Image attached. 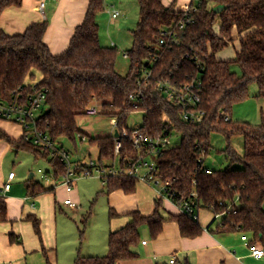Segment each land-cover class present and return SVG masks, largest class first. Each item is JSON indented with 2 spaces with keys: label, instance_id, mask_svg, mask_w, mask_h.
<instances>
[{
  "label": "trees",
  "instance_id": "trees-1",
  "mask_svg": "<svg viewBox=\"0 0 264 264\" xmlns=\"http://www.w3.org/2000/svg\"><path fill=\"white\" fill-rule=\"evenodd\" d=\"M23 1L0 0V18L8 8L21 7ZM137 1L140 17L132 32L133 47L126 52L130 61L126 76L118 71L117 48L103 47L100 43L97 19L104 11V0H90L84 22L76 28L69 47L60 56H54L44 42L47 21L33 23L21 35L10 36L0 28V98L9 103L25 99L33 93V82L40 75L37 87L47 91V104L37 119V127L55 143L67 139L76 149L77 135L81 133L77 118L85 116L93 104H102L106 114L116 115L120 130L127 128L132 113L145 112L139 129L144 135L155 139L169 131L183 136L180 146L164 151L158 158V177L173 182V188L184 197L191 194L192 182L197 180L195 190L203 210L223 214L233 205L215 233L251 234V245L264 243V116L257 126L241 125L232 119L225 122V117L231 118L233 107L248 98L251 85L256 84L259 97L264 98V0H199L198 5L191 4L188 15L194 23L185 28L179 47L160 53L161 58L152 68V80L141 88L137 82L142 78L144 62L150 58L149 48L158 44L163 30L179 26L185 13L175 11V4L166 7L163 0ZM219 6L223 10L216 12ZM236 40L239 50L235 57L219 60L217 55ZM236 66L241 74L232 70ZM198 73L204 84L202 107L207 115L203 123L196 125L181 119L179 109L167 102L157 85L163 80L183 83ZM216 133L225 135L228 141L242 135L244 154L239 155L229 145L225 151L229 168L209 174L204 166L197 167L198 160L207 158L212 149V135ZM24 135L25 132L20 139H14L0 128V145L7 143L18 152L23 150L36 159L43 158L51 165L53 177L61 179L67 168L60 159L26 141ZM88 141L98 148L99 163L106 165L114 160L113 137ZM137 155L131 140H125L122 157L134 159ZM234 166L238 169H233ZM138 185L133 178L114 177L109 179L105 193L109 196L121 191L131 195L137 192ZM26 188L32 198L50 191L41 183L27 182ZM159 208L157 202L151 215L139 210L127 214L128 223L109 234L108 256L79 257L75 264H118L137 259L134 248L140 243L143 226H147L152 239L162 234L167 222L176 223L184 238H196L202 233L201 225L190 217H165ZM110 217H118L112 208ZM28 220L40 235L41 221L33 215ZM7 222L8 205L0 197V223ZM10 241L22 244L15 234L10 235ZM44 255L47 264H55L47 252Z\"/></svg>",
  "mask_w": 264,
  "mask_h": 264
},
{
  "label": "rangeland",
  "instance_id": "rangeland-1",
  "mask_svg": "<svg viewBox=\"0 0 264 264\" xmlns=\"http://www.w3.org/2000/svg\"><path fill=\"white\" fill-rule=\"evenodd\" d=\"M52 2V1H51ZM54 2V1H53ZM166 6H172L181 10H186L190 2L198 5L199 0H163ZM186 4V5H184ZM211 7V6H210ZM50 7L46 12L49 13ZM120 11L121 16L117 20L111 19V13ZM140 7L137 0H104V11L98 16L97 22L99 24L100 43L103 47H112V43L117 45L118 51V71L122 76H126L130 70V61L124 58V53L128 52L133 47L132 32L136 29L139 23ZM239 50V41L236 40L228 48L217 55L219 60L228 61L235 57L236 51ZM232 70L241 74L239 67H233ZM41 79L37 75L36 81ZM260 91L256 84L251 85L249 89L248 98L236 104L231 113V119L234 123L241 125L248 124L250 126H257L260 124L264 116V98L259 97ZM111 112L106 115L98 116H79L77 118L78 129L85 134L88 139L110 137L113 135V127L111 120L116 118V115H111ZM145 112L138 111L132 113L127 122L129 129H137L142 126ZM4 130L8 132L12 138H19L23 136L21 127L14 123L4 121ZM238 125V124H237ZM182 134L174 132L171 137V148L180 146ZM79 142L78 148H75L74 143L67 139H63L58 143V147H63L66 152L70 154L71 169H75L78 164H89L91 161L95 164L99 163V150L92 146L89 141ZM212 149L205 159L204 167L211 171H220L229 168V162L226 159L225 151L230 145L239 155L244 154V137L236 135L228 141L223 134L216 133L211 138ZM150 163L151 159H147ZM237 168L238 166L232 167ZM16 174L17 179L12 183L13 194L16 201L23 203L25 211H29L31 204L36 205V209L42 205L44 210V217L41 221V232L38 235L34 227H30L29 231L25 233V240L27 248L32 246L37 248H45L40 250L37 254H30L28 258L29 264H47L44 252L49 254L51 261L56 260L60 264H71L70 252L73 251L74 257L78 258L86 256H97L101 253L103 245L108 244V233L111 227L115 228L121 219L128 217L122 216L120 220L110 217V208L113 206L106 195V185L97 177L81 179L75 182L72 186L74 192L71 195L66 194L67 188L63 186L61 179L56 180L52 175V167L48 161L43 158L36 159L33 154L26 151H17L7 143L0 145V192L6 183L9 173ZM31 175L33 177L31 178ZM41 183L46 189L50 190L37 198L28 196L26 183ZM57 186L59 188L55 189ZM53 187V188H51ZM103 192V193H102ZM56 193L58 202L55 215H53V207H47L46 201L53 198ZM129 196V195H127ZM29 197L28 202H24L25 198ZM41 197V198H40ZM71 198L77 206L76 209H67L64 206V200ZM137 202L144 215H150L154 212L155 201L158 202L155 191L146 184L139 183L136 192ZM41 199V200H40ZM50 200V202H51ZM60 200V201H59ZM7 202V201H6ZM49 202V203H50ZM19 203V204H20ZM158 202L159 212L163 216H169V212L165 211L162 203ZM36 211V210H33ZM205 212V211H204ZM207 213V212H206ZM200 215V222L204 224L207 214ZM55 226H53V220ZM112 219V220H111ZM213 219V216H212ZM124 221V220H123ZM221 221L217 219L212 225L215 228ZM119 228V227H118ZM84 232V235L82 233ZM141 240L136 252H140V248L145 246L148 241L152 240L147 226L140 229ZM24 239V238H23ZM33 247V248H34ZM35 248L34 250H36ZM53 248L54 250H50ZM179 259V263L178 260ZM191 260V259H190ZM186 256H174L168 254L160 258V264H184ZM143 257L137 260L138 264H142ZM57 264L56 262H54ZM245 264H264L257 263L251 258L244 259Z\"/></svg>",
  "mask_w": 264,
  "mask_h": 264
},
{
  "label": "built area",
  "instance_id": "built-area-1",
  "mask_svg": "<svg viewBox=\"0 0 264 264\" xmlns=\"http://www.w3.org/2000/svg\"><path fill=\"white\" fill-rule=\"evenodd\" d=\"M46 1L48 0L40 1L39 8L42 13H45ZM189 10L190 7L183 11L185 13V20L179 26L163 30L160 33L158 44L155 47L149 48L151 52L150 58L144 62L145 66L142 67V78L137 82L140 88L147 86L152 80V68L161 58L160 53L165 49L173 50L180 46L185 28L194 23V19L188 15ZM196 10V8L193 9L194 12ZM120 16L121 12L118 10L111 13V19L113 21L119 19ZM124 58L128 59L127 53H124ZM33 88V93L29 94L25 99L13 103L6 102L0 98V119L20 126L23 134L25 132L24 137L26 141H30L36 147L48 151L51 157H58L60 159V162L67 168V173L61 180L68 192L72 191V186L75 182L85 178H92L95 175V177L102 181L103 185H107L110 178L129 177L151 187L156 193L158 202L168 203L177 210L179 215H185L193 221L199 222V212L202 206L198 193L195 190L197 180L194 179L192 182L194 189L191 194L188 197H184L180 196L173 188V182H164L158 177V158L162 156L164 151L171 148V137L173 133L166 131L163 137L154 139L144 135L139 130L140 127L137 129H129L127 127L120 130L119 118H113L111 120V126L113 127L114 134L110 137L114 139V160L106 165H102L101 163L95 164L91 161L89 164H78L75 169H71L70 154L63 147H58V144L52 141L48 134L43 133L37 127V119L46 110L47 91L39 90L36 83H33ZM157 88L164 95L167 102L179 109L181 119L184 122L196 125L204 122L207 113L202 107L204 84L199 73L183 83L163 80L158 83ZM130 99L134 101V95H131ZM134 106L137 107V105ZM85 115L98 116L106 115V113L102 104L95 103L87 109ZM230 120V117H225V122H230ZM116 133L119 134L118 137H115ZM77 139L80 142H86L88 140L87 136L82 133L77 135ZM125 140H131L132 147L138 154L136 158L122 157ZM147 159H151V162L148 163ZM204 162L205 159H199L197 167L201 169L204 166ZM211 172V170L208 171L209 174ZM15 177V173L11 172L9 174V181L4 185L3 193L11 190V182ZM64 204L71 208H76L70 199L65 201ZM232 206L230 204L223 214H213V223L219 219L221 221L219 223L220 225L223 217L232 210ZM31 207L35 208L36 205L31 204ZM243 241H249L247 235L243 236ZM250 250L252 257L256 259L264 257L263 249L252 245L250 246Z\"/></svg>",
  "mask_w": 264,
  "mask_h": 264
},
{
  "label": "crops",
  "instance_id": "crops-1",
  "mask_svg": "<svg viewBox=\"0 0 264 264\" xmlns=\"http://www.w3.org/2000/svg\"><path fill=\"white\" fill-rule=\"evenodd\" d=\"M187 1L189 2L191 0ZM89 3L90 0H48L46 1L45 13H42L39 8V0H24L21 7H11L4 11L0 18V28L10 36L21 35L24 34L29 26H31L33 23L47 21L48 29L44 36V42L54 56H60L69 47L76 28L84 22ZM191 4L193 3L190 2L187 9L191 6ZM48 7H50V9L49 13L47 14L46 10ZM174 9L175 11H185V9ZM113 45H115L114 47L117 48L116 44L112 43V47ZM4 126V123L0 122V128L4 130ZM21 137L17 139H20ZM16 179L17 176L14 180H12L11 184ZM8 181L9 176L6 183ZM58 188L59 186L53 190H57ZM73 192L74 188L71 192L66 190V194L68 196ZM56 196V193H54L53 198L55 199H48L46 201V205H48L47 207H53V215H55L58 205ZM0 197H4L7 201L9 220L7 223H0V264H29L28 258L30 257V254H37L40 252V250L42 251L45 248H37L34 246H32L30 249L27 248L28 245L25 240V233L28 232L29 228L33 226L28 220V217L33 215L42 221L44 217L43 207L40 205L38 209H36V207L32 208L29 206L30 210L26 212V206H24L23 203L16 201V197L13 194V187L7 193H3L2 189L0 192ZM108 198L110 199L109 201H111L110 203L113 205L111 208L114 209L118 214V217L113 218V220H120V218L125 216V214H129L137 210L143 213L137 202L136 193L127 196L121 191H116L111 193ZM69 199L71 200V198H66L63 203ZM28 200L29 197L25 198L23 201L27 203ZM72 203L76 206L74 202ZM156 205L157 202L155 201V208H153L154 211L156 209ZM162 205L165 211L169 212V216L179 215L177 210L172 205L168 203H162ZM64 206L65 208L71 210L77 208V206L76 208H71L65 204ZM203 213L207 214V218L204 224H202L200 220L198 222L203 228L202 233L198 237L184 238L181 236L179 227L176 223L167 222L164 225L162 234L157 239L148 241L145 246H142L140 250H138L140 255L135 251L138 254L137 259L120 261L118 264H138L137 260L142 257L144 261L142 264H160L159 261L162 256L168 254L172 255V253L174 256H186V261H188L190 264H245L244 259L248 257L255 260L257 263L264 261V257L261 259H256L251 255L250 246L252 245L250 242L253 238L251 234H247L249 238L248 242L243 241L242 233L217 234L214 232L217 226L215 228L211 226L213 223V214L207 210L201 209L199 212V218ZM52 220V224L55 226V220ZM121 220L122 222L119 221L115 228H110L108 236L112 231H116L124 227L129 221L128 218ZM207 229L208 231H206ZM11 234H15L16 238L19 237L22 240V244L20 245L17 243H11ZM254 246L264 250V243H258ZM35 248L37 249L34 250ZM49 249L54 250L53 248ZM108 254V244H104L102 252L97 253V256L86 257H104L108 256ZM69 257H71V264H75L76 258L74 257L73 251L70 252ZM79 257L81 256L79 255L78 258ZM177 260L179 263V259ZM54 262L57 263V255Z\"/></svg>",
  "mask_w": 264,
  "mask_h": 264
},
{
  "label": "water",
  "instance_id": "water-1",
  "mask_svg": "<svg viewBox=\"0 0 264 264\" xmlns=\"http://www.w3.org/2000/svg\"><path fill=\"white\" fill-rule=\"evenodd\" d=\"M215 10H216V12H220V11L223 10V7H222V6H219V7H217ZM118 136H119V134L116 133L115 137H118ZM32 177H33V175H31V178H32Z\"/></svg>",
  "mask_w": 264,
  "mask_h": 264
}]
</instances>
